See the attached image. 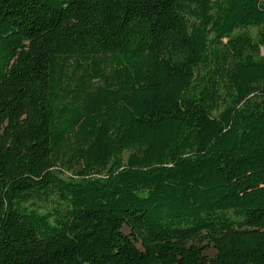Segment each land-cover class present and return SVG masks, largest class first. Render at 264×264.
Masks as SVG:
<instances>
[{
	"label": "trees",
	"instance_id": "16d2710c",
	"mask_svg": "<svg viewBox=\"0 0 264 264\" xmlns=\"http://www.w3.org/2000/svg\"><path fill=\"white\" fill-rule=\"evenodd\" d=\"M263 48L264 0H0V264H264Z\"/></svg>",
	"mask_w": 264,
	"mask_h": 264
},
{
	"label": "water",
	"instance_id": "95a60500",
	"mask_svg": "<svg viewBox=\"0 0 264 264\" xmlns=\"http://www.w3.org/2000/svg\"><path fill=\"white\" fill-rule=\"evenodd\" d=\"M263 52H264V48H263Z\"/></svg>",
	"mask_w": 264,
	"mask_h": 264
},
{
	"label": "rangeland",
	"instance_id": "374dc122",
	"mask_svg": "<svg viewBox=\"0 0 264 264\" xmlns=\"http://www.w3.org/2000/svg\"><path fill=\"white\" fill-rule=\"evenodd\" d=\"M253 32H254V30H253Z\"/></svg>",
	"mask_w": 264,
	"mask_h": 264
}]
</instances>
